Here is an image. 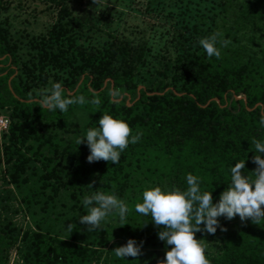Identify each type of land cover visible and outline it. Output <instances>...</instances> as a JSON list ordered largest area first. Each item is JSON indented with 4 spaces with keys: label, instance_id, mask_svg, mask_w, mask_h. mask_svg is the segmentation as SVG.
<instances>
[{
    "label": "trees",
    "instance_id": "obj_1",
    "mask_svg": "<svg viewBox=\"0 0 264 264\" xmlns=\"http://www.w3.org/2000/svg\"><path fill=\"white\" fill-rule=\"evenodd\" d=\"M40 1L52 21L31 34L9 19L24 3L0 0V117L8 120L0 129V178L26 185L20 201L32 226H0V264L11 249L21 264H157L164 250L141 249L135 258H118L113 250L129 238L153 243L152 221L134 210L146 186L184 188L190 173L215 202L234 161L245 159L242 174L255 168L251 140L264 138V0H174L167 14L181 15V30L160 53L139 34L115 29L95 47L94 30L67 0ZM212 32L229 41L219 59L197 43ZM53 82L62 85V96L95 94L100 104L69 105L63 113L40 108L39 94ZM76 111L85 115L79 124L72 123ZM105 112L140 137L117 164L89 163L86 144L75 140ZM30 165L35 176H22ZM95 191L125 201L132 223L120 226L123 241L93 245L78 231L82 197ZM59 195L73 205L65 208ZM224 229L219 253H205L209 264H264V226L246 219Z\"/></svg>",
    "mask_w": 264,
    "mask_h": 264
},
{
    "label": "clouds",
    "instance_id": "obj_2",
    "mask_svg": "<svg viewBox=\"0 0 264 264\" xmlns=\"http://www.w3.org/2000/svg\"><path fill=\"white\" fill-rule=\"evenodd\" d=\"M221 36L219 32H212L198 39L197 43L207 57L220 58V48L229 42L221 39ZM61 91L62 85L59 82L51 83L39 94L37 104L40 108L58 110L61 113L69 105L100 104V99L95 94L86 100L83 95L62 96ZM259 125L264 128V115L260 116ZM130 131L126 121L105 112L96 121V126L86 129L82 136L76 138L75 143L86 144L87 162L104 160L117 164L121 152L129 144L136 143L140 137L139 132L130 135ZM251 144L254 148L252 161L255 164L252 175L241 172L245 169V159L234 161L228 170V185L219 193L215 202L212 190L202 191L199 177L190 173L185 175L184 188L175 185H150L142 190L140 200L134 206L135 212L141 216H149L153 225L162 226L157 232V238L163 241L165 253L164 258L158 260L157 264H209L203 241L195 238L194 234L201 230L213 234L217 227L224 231L218 217L231 220L237 216L241 222L247 219L264 226V138H253ZM81 204L85 211L78 215L79 222L86 226L89 233L103 228V222L113 214L120 221L126 220L127 205L114 192L95 191L85 194ZM65 228L70 233L73 229L72 223ZM141 247L142 242L138 244L133 238H129L113 250L118 258H135Z\"/></svg>",
    "mask_w": 264,
    "mask_h": 264
},
{
    "label": "rangeland",
    "instance_id": "obj_3",
    "mask_svg": "<svg viewBox=\"0 0 264 264\" xmlns=\"http://www.w3.org/2000/svg\"><path fill=\"white\" fill-rule=\"evenodd\" d=\"M24 3V10H12L9 14V19L13 28L24 29L31 34H38L45 31L46 27L51 24V17L45 9L47 4L40 0H21ZM200 1V0H199ZM184 2V1H183ZM68 6L76 14H82L86 20L88 27L93 29V44L100 46L106 39L108 31L115 29L124 31L126 34L138 35L152 47L154 53L163 51L162 46L170 44L174 40V32L181 30V15L169 16L167 13L170 10H175L174 0H67ZM184 4V3H183ZM192 6L195 8L197 5L202 7L201 3L192 1ZM45 6V7H44ZM193 21V20H192ZM94 26V27H93ZM179 27V28H178ZM173 53V52H172ZM85 115L83 112L76 111L72 116V123L79 124ZM32 165L22 174L28 178L35 176L32 173ZM25 184L17 186L15 183H4L0 178V226L9 221L14 225L26 229L31 228V220L29 219L30 213L24 211V203L20 201L21 196L27 193ZM62 201L66 204L65 208L73 205V200L64 199L63 195H59ZM82 213L78 212V215ZM39 215V214H37ZM78 215H76L75 222H79ZM151 222L149 216H144ZM219 224L224 228H232L241 221L238 218L226 220L223 217H218ZM127 222L132 223V220L126 218ZM137 220L136 222H138ZM120 221L114 214L109 216L103 222V228L98 231L89 233L86 226L83 224L78 225V231L83 233L84 238L90 244L96 245L97 239H107V244L123 241L125 234L123 229H120ZM162 226H155L151 223V228L159 231ZM220 227L213 234H208L206 231L196 232L195 238L202 239L205 253L218 254L221 250L222 238L219 234ZM106 232V233H105ZM153 237V243L144 239L142 241V250H150L157 248L165 251L163 241ZM141 243V242H140ZM139 244V243H138ZM108 247V245H106ZM170 247V246H169ZM7 264H21L15 250L11 249Z\"/></svg>",
    "mask_w": 264,
    "mask_h": 264
},
{
    "label": "built area",
    "instance_id": "obj_4",
    "mask_svg": "<svg viewBox=\"0 0 264 264\" xmlns=\"http://www.w3.org/2000/svg\"><path fill=\"white\" fill-rule=\"evenodd\" d=\"M8 120L5 117H0V129H3L7 126Z\"/></svg>",
    "mask_w": 264,
    "mask_h": 264
},
{
    "label": "water",
    "instance_id": "obj_5",
    "mask_svg": "<svg viewBox=\"0 0 264 264\" xmlns=\"http://www.w3.org/2000/svg\"><path fill=\"white\" fill-rule=\"evenodd\" d=\"M239 96H237V98H238Z\"/></svg>",
    "mask_w": 264,
    "mask_h": 264
}]
</instances>
